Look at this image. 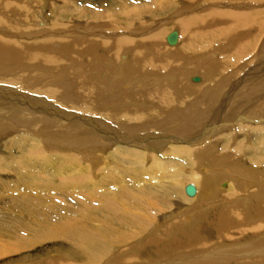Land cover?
Returning <instances> with one entry per match:
<instances>
[{"label": "bare ground", "instance_id": "6f19581e", "mask_svg": "<svg viewBox=\"0 0 264 264\" xmlns=\"http://www.w3.org/2000/svg\"><path fill=\"white\" fill-rule=\"evenodd\" d=\"M80 1L0 0V259L264 264V0Z\"/></svg>", "mask_w": 264, "mask_h": 264}, {"label": "rangeland", "instance_id": "374dc122", "mask_svg": "<svg viewBox=\"0 0 264 264\" xmlns=\"http://www.w3.org/2000/svg\"><path fill=\"white\" fill-rule=\"evenodd\" d=\"M96 1H100L97 3V6L96 7H103V4L101 3L102 0H90V1H86V0H81L80 2L83 3V4H87V2H92L94 4V2ZM109 1V0H108ZM126 1V0H125ZM109 3V2H108ZM111 9L113 7H110ZM109 8V9H110ZM110 9V10H111ZM169 16V14H168ZM161 18H165L167 17V14H164L162 16H160ZM166 23H169V24H166L167 26L169 25V27L171 26V22H166ZM154 24V23H153ZM172 28H170L171 30ZM199 78V77H198ZM196 81V80H194ZM223 186H226V183H223ZM56 243H53V242H46V243H43L41 245H37L35 246L34 248L32 249H29V250H26V251H23L22 253H17V254H13V255H8V256H5L3 258L0 259V264H9V263H12V262H15V261H19V264H22L23 262L25 263L26 259H31L33 257H39L40 255H43L45 253H50V251H53L54 247ZM51 249V250H49ZM48 250V251H47ZM46 251V252H45ZM44 252V253H43ZM42 258H45V256H41ZM41 258V259H42ZM40 258H37L35 259L34 261L35 262H38L39 260H41ZM27 263V262H26Z\"/></svg>", "mask_w": 264, "mask_h": 264}, {"label": "water", "instance_id": "95a60500", "mask_svg": "<svg viewBox=\"0 0 264 264\" xmlns=\"http://www.w3.org/2000/svg\"><path fill=\"white\" fill-rule=\"evenodd\" d=\"M177 40V33L176 31H172L170 32L167 36H166V41L168 42V44H174ZM185 192L189 195H193L195 193V188L193 185L188 184L185 187Z\"/></svg>", "mask_w": 264, "mask_h": 264}]
</instances>
